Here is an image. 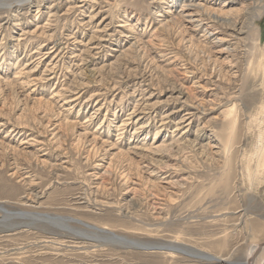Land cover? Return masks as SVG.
I'll return each mask as SVG.
<instances>
[{
	"label": "rangeland",
	"instance_id": "obj_1",
	"mask_svg": "<svg viewBox=\"0 0 264 264\" xmlns=\"http://www.w3.org/2000/svg\"><path fill=\"white\" fill-rule=\"evenodd\" d=\"M259 242L264 0H0V264H241Z\"/></svg>",
	"mask_w": 264,
	"mask_h": 264
},
{
	"label": "bare ground",
	"instance_id": "obj_2",
	"mask_svg": "<svg viewBox=\"0 0 264 264\" xmlns=\"http://www.w3.org/2000/svg\"><path fill=\"white\" fill-rule=\"evenodd\" d=\"M20 1H22V0H20ZM5 4L9 5V3H5ZM46 217H47V219H50V220H55V221H59V222L60 221H64V219H62V218H56V217L54 218L52 216H46ZM93 230H95L98 233H104L103 232L104 230L98 229L97 227L96 228H93ZM104 237H106L107 239H112L114 241L120 242L121 244H133V243H135L133 241L127 240L126 238H124L122 236H117V235L110 234V233L109 234H106ZM261 243H263V242H259V243L253 244L250 247V249L248 250V253H247L246 260L243 263H241V264H262L264 262V255H262L263 252H264V247H262V249H261L260 253L258 254V256L255 259L253 258L254 253H255V250L257 249V247ZM161 247L167 248L168 250H171V252H174V251L180 249L177 246H174L172 244H166V243L160 244V248ZM224 260H226V259H224ZM227 263H234V262L228 261ZM235 264H236V262H235Z\"/></svg>",
	"mask_w": 264,
	"mask_h": 264
},
{
	"label": "water",
	"instance_id": "obj_3",
	"mask_svg": "<svg viewBox=\"0 0 264 264\" xmlns=\"http://www.w3.org/2000/svg\"><path fill=\"white\" fill-rule=\"evenodd\" d=\"M117 242V241H116ZM129 245H131V246H134V247H136V248H145V249H147L148 247H142V246H138V245H134V243L133 244H129ZM262 247H264V242L263 243H261V244H259V246L257 247V249L255 250V253H254V256H253V258L255 259L257 256H258V254L260 253V251H261V249H262ZM161 248H163V247H161ZM165 249H167V248H165ZM201 257H206V258H208V259H213L212 257H210V256H207V255H200Z\"/></svg>",
	"mask_w": 264,
	"mask_h": 264
}]
</instances>
